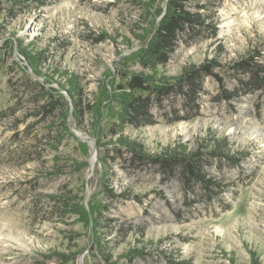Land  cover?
Wrapping results in <instances>:
<instances>
[{"label": "rangeland", "instance_id": "374dc122", "mask_svg": "<svg viewBox=\"0 0 264 264\" xmlns=\"http://www.w3.org/2000/svg\"><path fill=\"white\" fill-rule=\"evenodd\" d=\"M174 3L0 0V264H264V0Z\"/></svg>", "mask_w": 264, "mask_h": 264}, {"label": "trees", "instance_id": "16d2710c", "mask_svg": "<svg viewBox=\"0 0 264 264\" xmlns=\"http://www.w3.org/2000/svg\"><path fill=\"white\" fill-rule=\"evenodd\" d=\"M186 14V12H181V11H177V4L174 3V0H171V5H170V9H168V11L165 13V15L160 19L159 21V26L158 29L156 31V33L153 35L152 37V45H154L155 48H157L159 45V41L161 40L160 37L163 34V30L167 29L170 25L174 24L176 22V20H178V18H187V15L184 16ZM191 19V18H189ZM18 48H20V50L23 52V54H25V56H27L30 59L33 58V60L38 62V56L37 55H30L29 51H26V48H22L20 43L17 44ZM33 64H36L33 62ZM36 67V66H35ZM128 107L132 110H135V106L133 103H129ZM137 119V118H136ZM135 118H130L128 119V123L130 124H134L136 126L138 120H136ZM139 125V123H138ZM120 143L122 147H125L126 152H130V153H141V144L138 143L137 141H134L132 139H128V138H122L120 139ZM110 192V191H109ZM132 253L134 252L132 249L129 250Z\"/></svg>", "mask_w": 264, "mask_h": 264}, {"label": "bare ground", "instance_id": "6f19581e", "mask_svg": "<svg viewBox=\"0 0 264 264\" xmlns=\"http://www.w3.org/2000/svg\"><path fill=\"white\" fill-rule=\"evenodd\" d=\"M91 167H92V165H91ZM91 172H92V169L90 168V169H89V174H90Z\"/></svg>", "mask_w": 264, "mask_h": 264}]
</instances>
